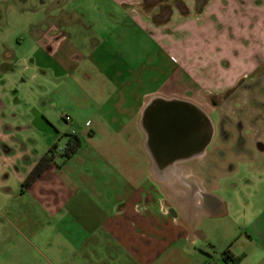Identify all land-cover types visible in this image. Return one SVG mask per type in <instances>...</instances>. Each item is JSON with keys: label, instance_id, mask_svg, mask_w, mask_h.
<instances>
[{"label": "crops", "instance_id": "obj_1", "mask_svg": "<svg viewBox=\"0 0 264 264\" xmlns=\"http://www.w3.org/2000/svg\"><path fill=\"white\" fill-rule=\"evenodd\" d=\"M71 1L26 70L39 88L85 84L71 119L82 146L26 190L62 135L48 100L17 90L26 109H10L0 74V184L17 183L3 198L23 208L7 218L6 264H264V111L245 106L250 84L264 89V0H175L166 14ZM12 58L0 69L18 75Z\"/></svg>", "mask_w": 264, "mask_h": 264}, {"label": "rangeland", "instance_id": "obj_2", "mask_svg": "<svg viewBox=\"0 0 264 264\" xmlns=\"http://www.w3.org/2000/svg\"><path fill=\"white\" fill-rule=\"evenodd\" d=\"M46 3L40 6V0H30L29 5H26L22 0H0V58L4 59L8 53L13 55L11 63L16 70V74L9 72H3L0 69V74L8 76L9 80L5 86V91L2 92L3 99L8 107L15 112L23 110L25 102L16 104V95L18 98L17 90L19 91V98L26 100L27 104L34 105L36 108L40 107V101H47L49 106L55 107L56 126L61 131L62 138L58 140L57 152H61L67 141L69 135H74L73 121L74 114L78 110V104L85 105V84L83 88H80L75 84V80L69 76L66 78V82L63 86L55 89L53 85H45L39 88L41 81L40 76L32 69L26 70V67H30V58H32L37 51V43H40L45 33L52 27L59 25L60 17L58 13L61 8L68 9L74 2L71 0H44ZM145 8L153 13L163 11L165 13L166 7L176 4L175 0H144ZM149 5H152L149 7ZM158 7V8H157ZM151 12V13H152ZM79 38H82L79 36ZM131 48V47H130ZM117 55H122L121 50L116 45ZM128 54L122 56L120 60L125 63L127 59L132 57ZM29 58V61L25 64L23 59ZM40 59V57H39ZM38 59V60H39ZM86 75V71L82 72ZM23 74V75H22ZM37 74V76L35 75ZM26 78V82L21 80ZM253 89H249L245 106L248 110L252 109V113L248 115L251 119H254V115L258 118L264 111V89H257V85L250 84ZM53 87V88H52ZM2 89V88H1ZM50 91L49 95L45 98L43 95L40 97V93L43 91ZM53 90V91H52ZM1 91V90H0ZM40 92V93H39ZM26 109V106H25ZM254 110V111H253ZM251 111V110H250ZM85 115V113H83ZM65 116L70 118L66 121ZM86 116V115H85ZM211 119L217 122V118L211 115ZM62 124H60V123ZM66 131V132H65ZM61 159V158H60ZM6 181V180H5ZM3 182L0 184V264H6L8 254H12L11 248L7 247V241L5 240V234L12 231V228L7 223V218H13L21 214L23 208L17 207L10 209L6 207L5 198L7 191L15 192L17 189V183L13 180L10 182ZM234 184L236 182H230ZM8 194H11L9 192ZM16 195V194H15ZM13 264V262H12Z\"/></svg>", "mask_w": 264, "mask_h": 264}, {"label": "trees", "instance_id": "obj_3", "mask_svg": "<svg viewBox=\"0 0 264 264\" xmlns=\"http://www.w3.org/2000/svg\"><path fill=\"white\" fill-rule=\"evenodd\" d=\"M153 1V0H152ZM152 5H149L151 7ZM65 148L61 152H57V144L53 145L50 150L40 159L38 164L28 175L24 181L22 187L23 190L28 189L57 159L61 158L63 161H67L72 158L82 146L81 139L76 135H69Z\"/></svg>", "mask_w": 264, "mask_h": 264}, {"label": "water", "instance_id": "obj_4", "mask_svg": "<svg viewBox=\"0 0 264 264\" xmlns=\"http://www.w3.org/2000/svg\"><path fill=\"white\" fill-rule=\"evenodd\" d=\"M186 105L190 106L191 108L193 107L191 104H186ZM201 116L203 117V121L205 122L206 127H207L206 128L207 129L206 143L204 144V148H207L211 142L212 135H213L212 134V127H211V122H210L209 118L205 114H203Z\"/></svg>", "mask_w": 264, "mask_h": 264}, {"label": "built area", "instance_id": "obj_5", "mask_svg": "<svg viewBox=\"0 0 264 264\" xmlns=\"http://www.w3.org/2000/svg\"><path fill=\"white\" fill-rule=\"evenodd\" d=\"M65 119H66V121H69L70 120V118L68 116H65Z\"/></svg>", "mask_w": 264, "mask_h": 264}]
</instances>
